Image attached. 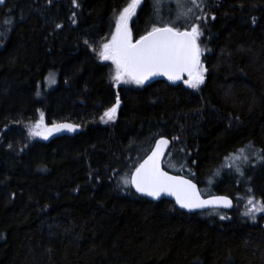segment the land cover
Instances as JSON below:
<instances>
[{"label": "trees", "instance_id": "trees-1", "mask_svg": "<svg viewBox=\"0 0 264 264\" xmlns=\"http://www.w3.org/2000/svg\"><path fill=\"white\" fill-rule=\"evenodd\" d=\"M130 1L0 0V264H264V215H243L264 201V160L220 167L264 150V0H206L176 24L202 32L198 89L113 81L98 52ZM154 4L142 0L133 40L170 22ZM41 114V133L76 130L32 136ZM160 138L166 170L232 206L185 213L122 186Z\"/></svg>", "mask_w": 264, "mask_h": 264}, {"label": "snow or ice", "instance_id": "snow-or-ice-1", "mask_svg": "<svg viewBox=\"0 0 264 264\" xmlns=\"http://www.w3.org/2000/svg\"><path fill=\"white\" fill-rule=\"evenodd\" d=\"M73 4L78 6L77 0H73ZM159 4L160 0H155V5ZM142 6V0H131L119 12V15L116 16V27L111 40L102 44L98 52L101 60L111 61L115 65L113 81L117 85L130 82L141 85L152 76L163 75L169 81L175 82L182 79L183 75L186 74L188 79L184 80V83L189 88L198 89L204 83V73L207 71L200 60L202 51L199 38L202 32L199 25L192 23L190 30L183 31L175 26V22L166 23L163 26H153L151 31L133 42L129 23ZM196 7H201L197 4V0H187L186 3L177 0V22L180 19L187 20ZM195 19L203 18L195 17ZM52 82L54 83V79H52ZM119 104L120 98L117 95L116 103L104 112L101 120L103 122L113 120ZM42 119L43 115L41 114V120L37 121L34 127L30 129L32 136H42L47 139L53 131L67 130L72 132L77 127L72 124L54 123L50 129H47V134H44L38 130L41 127ZM168 144L169 141L165 138L157 140L151 154L136 167L130 180L125 178L122 182L125 185L130 183L138 193L153 199L159 198L162 194L174 196L176 203L181 208L189 211L206 207L232 206V201L225 196L202 199L196 185L191 180L171 176L163 171L161 158L164 156ZM249 148L253 150L258 160H264V150L256 151L253 145H248L246 148L238 150L226 166L230 169L235 168L242 175L243 169L239 164L248 163L246 153ZM247 204L249 207L243 215L254 220L257 213H264V201L249 198ZM225 218L221 216V219Z\"/></svg>", "mask_w": 264, "mask_h": 264}, {"label": "rangeland", "instance_id": "rangeland-1", "mask_svg": "<svg viewBox=\"0 0 264 264\" xmlns=\"http://www.w3.org/2000/svg\"><path fill=\"white\" fill-rule=\"evenodd\" d=\"M152 1H155V0H152ZM206 0L202 1V0H197V4H203ZM131 2V1H130ZM129 2V3H130ZM182 2H187V0H182ZM155 5V4H154ZM156 7V16H157V19L158 20H161V19H164V20H167L170 21L169 24L171 23H174L175 22V26L178 22H182L184 21V19H180L178 22H177V15H178V9H177V0H160V4L159 5H155ZM198 7L194 8L192 14L188 17L189 19H191L194 15V13L196 12ZM161 23H163V21H161ZM105 62H108L110 63L111 65V69L113 71V74H112V77L114 76L115 74V65L111 62V61H105ZM51 77V79H50ZM52 79H54V83L52 82ZM56 83H57V76H56V73L55 72H51L50 74H48L45 79H44V88L45 90H49V89H52L56 86ZM121 84H125V85H134V83H121ZM112 107V106H111ZM110 107V108H111ZM109 109V108H108ZM104 114V113H103ZM117 114V112H116ZM115 114V116H116ZM249 149H247V152H248V163H251V161L253 160L254 157H256L254 154H251L250 151H248ZM247 154V153H246ZM234 154H231L229 157H227L228 159H225V161L220 165L221 169L223 168H228L226 165L230 162L231 160V157L234 156ZM239 163V162H237ZM244 167V165H243ZM128 179V178H127ZM130 180V178H129ZM122 186H131V184H127L125 185L123 182H122ZM201 193L204 194V190L203 189H200ZM243 205L245 206V202L243 201ZM242 205V204H241ZM242 205V207H243ZM246 207L248 208L249 205L247 204V201H246ZM259 215H264V213H257L256 216H259Z\"/></svg>", "mask_w": 264, "mask_h": 264}, {"label": "water", "instance_id": "water-1", "mask_svg": "<svg viewBox=\"0 0 264 264\" xmlns=\"http://www.w3.org/2000/svg\"><path fill=\"white\" fill-rule=\"evenodd\" d=\"M181 31H183V30H181ZM146 34H147V33H146ZM146 34H145V35H146ZM138 40H139V39H138ZM133 42H135V41H133ZM185 77H187L186 74L183 75L182 79L173 82V81H169V80L167 79L166 76H163V75H156V76H152V77H150V78H149L148 80H146L143 84H150V83L155 82V81H163V82H165V83H167V84H169V85H175V84H178V83L182 82V80H183ZM155 145H156V142H155V144H154V147H155ZM154 147H153V148H154ZM169 147H170V143L168 144V147L165 149V153L167 152V150L169 149ZM151 151H152V150H151ZM150 154H151V152L149 153V155H150ZM164 155H165V154H164ZM147 157H148V156H147ZM147 157H146V158H147ZM146 158H144L143 161H144ZM163 158H164V156L161 158L162 161H163ZM143 161H142V162H143ZM142 162H141V163H142ZM141 163H140V164H141ZM161 168H162L163 171L167 172V171L163 168L162 163H161ZM167 173H168L169 175H171V176H179V177H183L184 179L190 180V179H188V178H186L185 176H182V175L174 174V173H171V172H167ZM191 181H192V180H191ZM192 183H194V182L192 181ZM194 184H195V183H194ZM195 185H196V184H195ZM196 187H197V190L199 191V188H198L197 185H196ZM133 188H134V187H133ZM134 190H135V188H134ZM135 191H136V190H135ZM136 192H137V191H136ZM137 193H138V192H137ZM199 193H200V191H199ZM138 194H139L140 196L146 198V199L154 200V201H158V200H161V199H166V200L172 202V203L175 205V207H176L177 209H179L180 211L185 212V213H191V212H194V213H195L196 211H204V210L214 209V208H221V209H228V208H230V207H222V206H218V207H206V208H203V209H195V210L189 211V210H187V209H183V208H181V207L176 203V200H175V197H174V196L167 195V194H162L159 198L153 199L152 197H149V196L143 195V194H141V193H138ZM220 196H225V195H220ZM211 197H214V196H211ZM211 197H209V196H207V197H203V196L201 195V198H202V199H209V198H211ZM225 197H227V196H225ZM227 198H228V197H227Z\"/></svg>", "mask_w": 264, "mask_h": 264}, {"label": "bare ground", "instance_id": "bare-ground-1", "mask_svg": "<svg viewBox=\"0 0 264 264\" xmlns=\"http://www.w3.org/2000/svg\"><path fill=\"white\" fill-rule=\"evenodd\" d=\"M152 149H153V148H152ZM150 152H151V151H150ZM148 155H149V154H148ZM148 155H147V156H148ZM147 156H146V157H147ZM146 157H145V158H146ZM211 196H220V195H209V197H211ZM205 197H207V196H205ZM204 211H207V210H204ZM196 212H201V211H196ZM191 213H193V212H191Z\"/></svg>", "mask_w": 264, "mask_h": 264}]
</instances>
